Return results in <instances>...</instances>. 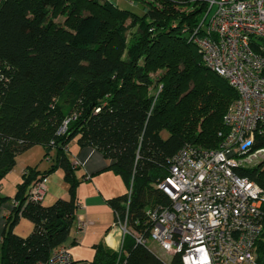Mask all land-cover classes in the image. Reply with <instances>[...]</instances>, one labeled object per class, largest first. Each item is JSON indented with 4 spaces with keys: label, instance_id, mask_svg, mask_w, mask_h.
<instances>
[{
    "label": "trees",
    "instance_id": "1",
    "mask_svg": "<svg viewBox=\"0 0 264 264\" xmlns=\"http://www.w3.org/2000/svg\"><path fill=\"white\" fill-rule=\"evenodd\" d=\"M128 1L143 15L108 0H0V184L20 154L41 146L46 159L53 151L46 172L28 168L17 185L19 207L0 237V264L41 263L66 243L78 205L71 141L111 162L126 187L107 202L114 222L116 214L126 217L140 231L147 211L170 203L157 186L176 153L186 144L215 149L228 132L223 116L237 94L202 64L183 33L199 24L206 3ZM61 16L62 23L54 22ZM152 86L159 87L155 97ZM71 116L75 120L58 135ZM259 150L264 133L249 154ZM57 169L68 198L49 206L26 202L32 185ZM236 174L264 191V159ZM20 218L32 223L26 237L13 232ZM121 251L126 264H165L129 235ZM117 257L118 251L97 246L90 264H116ZM256 260L264 264V218ZM169 264H182L180 256Z\"/></svg>",
    "mask_w": 264,
    "mask_h": 264
},
{
    "label": "built area",
    "instance_id": "2",
    "mask_svg": "<svg viewBox=\"0 0 264 264\" xmlns=\"http://www.w3.org/2000/svg\"><path fill=\"white\" fill-rule=\"evenodd\" d=\"M206 11L199 24L183 33L201 56L202 64L235 90L237 98L223 116L228 132L219 145L204 150L184 145L168 167V177L158 184L169 205L146 212L140 231L116 214L121 232L116 264H126L121 251L125 236L137 245L150 240L165 253L179 255L182 264H259L256 242L264 218V191L236 174L256 138L264 133V0H203ZM75 116L65 119L58 135L67 131ZM74 159L76 168L83 165ZM47 178L36 181L26 202L41 204ZM131 190L128 192L130 198ZM12 209L19 202L12 200ZM89 222L75 221L77 232ZM37 264H76L65 246L53 250Z\"/></svg>",
    "mask_w": 264,
    "mask_h": 264
},
{
    "label": "crops",
    "instance_id": "3",
    "mask_svg": "<svg viewBox=\"0 0 264 264\" xmlns=\"http://www.w3.org/2000/svg\"><path fill=\"white\" fill-rule=\"evenodd\" d=\"M34 148L36 151L31 153ZM67 152L71 163H73L74 159L84 163L74 170L78 182L76 189L78 205L75 217L76 221L89 222L90 224L80 232H77L74 224L70 228L69 236L64 246L71 249L77 241H81L82 248H91L89 251L91 252V258H83L77 253L75 255L70 254L76 264L82 259H85L81 261L82 264H90L94 259L95 247L97 246L110 253L120 250L121 232L118 227L114 226V214L107 202L109 199L124 194L126 187L121 178L109 169L111 162L105 160L100 153L89 148L79 149L75 140L68 144ZM50 155L53 157V151H51ZM51 156L44 159V149L41 146H34L17 156L14 168L4 177L0 184V200L7 199L3 202L0 201V237L6 220L9 219L13 210L11 202L14 198L12 194L16 190L17 185L22 183L23 174L28 168H34L38 173L46 172L52 165ZM29 192L30 189L27 194ZM59 198H68V185L63 180L62 171L57 169L47 176V191L44 197L47 202L42 205L49 206ZM13 232L15 233V231ZM80 234H82L81 240L77 238V235Z\"/></svg>",
    "mask_w": 264,
    "mask_h": 264
},
{
    "label": "rangeland",
    "instance_id": "4",
    "mask_svg": "<svg viewBox=\"0 0 264 264\" xmlns=\"http://www.w3.org/2000/svg\"><path fill=\"white\" fill-rule=\"evenodd\" d=\"M108 1L118 5L119 8L122 10H129V11L134 12L135 14H137L139 16L143 15L141 7L139 5L131 4L128 0H108ZM143 1L148 2V3L149 2L156 3V1H154V0H143ZM174 1L184 2L185 0H174ZM187 1H189V0H187ZM158 4H159V2L157 3V6H158ZM63 20L64 19L61 16V17H58L57 20H55L54 22L62 23ZM128 38H129V36H128ZM156 75H157V73L151 74L150 77L153 79ZM152 87H153V89H151L149 92H150V94L154 95V97H155L158 90H159V87H154V86H152ZM161 136L166 137V133L164 131H162ZM33 151H36V149L34 148L31 153H33ZM44 159H42V161H44ZM263 159H264L263 153L257 154L255 156H252L250 158L245 159V165H246V167H253V166H256L259 163H261L263 161ZM16 191H17V188L14 191V193L12 194L13 198L15 197ZM124 191H125V188H124ZM46 202H47V199H45L42 204H46ZM31 229H32V223L30 221L24 219V218H20L19 221L14 226L13 231H15V233L18 234L19 236L26 237L31 232ZM81 235L82 234L77 235V238L79 240H81ZM80 242L77 241V243L74 246H72L73 248L69 249L70 253L72 255H75L77 253L79 256L86 258V259L91 258L90 257L91 252H89L91 250V248H88V247L82 248L81 247L82 242L81 243ZM76 246H78V247H76ZM146 247L153 255H155L158 259H160L163 263H165V264L170 263L171 255L165 253L156 243L149 240L146 244ZM82 260H85V259H82ZM82 260H79L78 264H82V262H81Z\"/></svg>",
    "mask_w": 264,
    "mask_h": 264
}]
</instances>
